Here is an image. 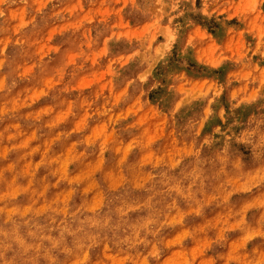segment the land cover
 Segmentation results:
<instances>
[{"label": "rangeland", "instance_id": "374dc122", "mask_svg": "<svg viewBox=\"0 0 264 264\" xmlns=\"http://www.w3.org/2000/svg\"><path fill=\"white\" fill-rule=\"evenodd\" d=\"M0 264H264V0H0Z\"/></svg>", "mask_w": 264, "mask_h": 264}]
</instances>
